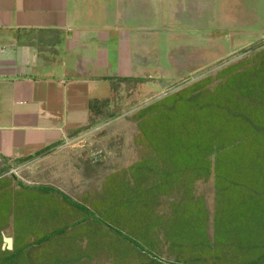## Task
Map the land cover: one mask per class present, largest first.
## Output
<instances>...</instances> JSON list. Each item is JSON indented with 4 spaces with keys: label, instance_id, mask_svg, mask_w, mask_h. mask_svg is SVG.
<instances>
[{
    "label": "rangeland",
    "instance_id": "374dc122",
    "mask_svg": "<svg viewBox=\"0 0 264 264\" xmlns=\"http://www.w3.org/2000/svg\"><path fill=\"white\" fill-rule=\"evenodd\" d=\"M261 21L196 41L208 65L149 66L59 151L1 167L0 264H264V141L246 135L264 129Z\"/></svg>",
    "mask_w": 264,
    "mask_h": 264
},
{
    "label": "crops",
    "instance_id": "0c3cea01",
    "mask_svg": "<svg viewBox=\"0 0 264 264\" xmlns=\"http://www.w3.org/2000/svg\"><path fill=\"white\" fill-rule=\"evenodd\" d=\"M245 13L264 35V0H0V168L59 151L149 66L212 63L195 42Z\"/></svg>",
    "mask_w": 264,
    "mask_h": 264
},
{
    "label": "trees",
    "instance_id": "16d2710c",
    "mask_svg": "<svg viewBox=\"0 0 264 264\" xmlns=\"http://www.w3.org/2000/svg\"><path fill=\"white\" fill-rule=\"evenodd\" d=\"M180 103H177V102H173L172 104L174 105V107L175 106H177V104H182V103H184L185 102V99L184 98H180ZM247 137H251L252 136V140H254V139H256V138H259V141H264V129L263 128H254V129H250L248 132H247ZM196 136H199L198 135V133L196 134ZM231 148H233L232 146H228V147H226V148H224V153H226V151L227 150H229V149H231ZM41 189L42 190H44V191H56L58 194H60V195H62V196H64V198L65 199H67L68 200V197L65 195V194H63L60 190H58L57 188H54V187H50V186H43V187H41ZM75 205H78L79 206V208H80V204L79 203H74ZM83 207V210L84 211H86V212H88V213H91L90 212V210L88 209V208H86V207H84V206H82ZM114 232H116L119 236H121L122 238H124V239H126V240H128V241H130L131 243H134V244H137L139 247H141L142 248V246H140L138 243H136V241L131 237V236H129V235H126V234H124V233H122L120 230H118V229H116V228H111Z\"/></svg>",
    "mask_w": 264,
    "mask_h": 264
},
{
    "label": "water",
    "instance_id": "95a60500",
    "mask_svg": "<svg viewBox=\"0 0 264 264\" xmlns=\"http://www.w3.org/2000/svg\"><path fill=\"white\" fill-rule=\"evenodd\" d=\"M2 248L3 249H11L12 248V238L10 236L3 234Z\"/></svg>",
    "mask_w": 264,
    "mask_h": 264
}]
</instances>
